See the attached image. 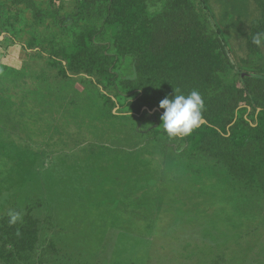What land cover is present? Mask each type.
Here are the masks:
<instances>
[{
	"label": "rangeland",
	"instance_id": "374dc122",
	"mask_svg": "<svg viewBox=\"0 0 264 264\" xmlns=\"http://www.w3.org/2000/svg\"><path fill=\"white\" fill-rule=\"evenodd\" d=\"M35 3L0 0V223L13 210L37 228L20 264H264V170L253 181L242 169L255 146L235 150L227 134L195 152L159 143L161 114H120L98 75L62 79L49 64L86 27L77 1ZM196 4L224 43L223 84L264 106V44L252 43L264 0Z\"/></svg>",
	"mask_w": 264,
	"mask_h": 264
},
{
	"label": "trees",
	"instance_id": "16d2710c",
	"mask_svg": "<svg viewBox=\"0 0 264 264\" xmlns=\"http://www.w3.org/2000/svg\"><path fill=\"white\" fill-rule=\"evenodd\" d=\"M76 1L75 21L86 20V27L75 41L48 52L49 64L58 69L60 78L78 72L96 74L104 86L115 90V99L108 95L105 99L120 114L149 118L163 114L160 102L174 98L176 89L184 95L198 91L205 103L204 121L190 136H179L180 140L192 152L226 134L224 139L235 150L254 145L242 169L258 181L264 170V106L250 111L248 104L241 103L244 90L223 84L221 73L229 67L226 49L196 0H168L163 12L153 11L161 3L157 0L155 4L150 0ZM14 2L38 10L35 0ZM221 87L225 97L214 96ZM154 109L156 113H151ZM162 123L154 120L151 136L166 145L176 137L169 138ZM2 221L0 234L7 238L2 257L9 264H20L30 258L37 228L31 222L9 225L5 218Z\"/></svg>",
	"mask_w": 264,
	"mask_h": 264
},
{
	"label": "clouds",
	"instance_id": "9594fccd",
	"mask_svg": "<svg viewBox=\"0 0 264 264\" xmlns=\"http://www.w3.org/2000/svg\"><path fill=\"white\" fill-rule=\"evenodd\" d=\"M252 43L257 47L264 44V33H257L252 38ZM174 98H165L160 102V108L164 109L161 116L163 130L169 138L179 136H190L197 129L203 120V111L205 103L201 94L193 90L188 95L177 94L175 90ZM9 225H16L22 222V214L18 211L10 210L8 212ZM19 235V230H17Z\"/></svg>",
	"mask_w": 264,
	"mask_h": 264
},
{
	"label": "water",
	"instance_id": "95a60500",
	"mask_svg": "<svg viewBox=\"0 0 264 264\" xmlns=\"http://www.w3.org/2000/svg\"><path fill=\"white\" fill-rule=\"evenodd\" d=\"M202 121H204V120H202Z\"/></svg>",
	"mask_w": 264,
	"mask_h": 264
}]
</instances>
